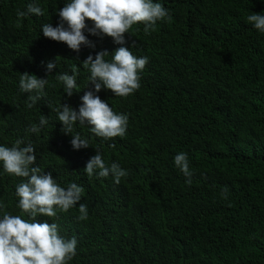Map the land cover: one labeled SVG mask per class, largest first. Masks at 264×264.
I'll return each mask as SVG.
<instances>
[{
	"label": "trees",
	"instance_id": "1",
	"mask_svg": "<svg viewBox=\"0 0 264 264\" xmlns=\"http://www.w3.org/2000/svg\"><path fill=\"white\" fill-rule=\"evenodd\" d=\"M30 2L0 0V145L23 137L36 148V164L61 186H83L78 204H87V220H77L79 205L54 219L36 218L77 238L70 264H264V33L246 22L253 12L264 14V0H154L169 10L171 23L158 22L150 35L134 25L123 45L149 57L141 87L126 98L97 93L128 115L127 133L104 140L77 122L74 132L93 145L80 150L49 104L78 110L94 90L82 61L121 45L85 29L96 47L77 53L42 32L46 23L59 24L67 0H37L44 15L19 20L17 9ZM56 59L48 76L46 63ZM72 65L80 91L69 97L55 75L72 74ZM25 71L49 78L45 98L32 108L19 90ZM41 115L48 124L40 134L26 131ZM96 147L106 165L128 171L120 184L111 176L88 179L84 168ZM180 152L188 154L191 185L175 167ZM20 181L0 165V200L27 219L17 207Z\"/></svg>",
	"mask_w": 264,
	"mask_h": 264
},
{
	"label": "clouds",
	"instance_id": "2",
	"mask_svg": "<svg viewBox=\"0 0 264 264\" xmlns=\"http://www.w3.org/2000/svg\"><path fill=\"white\" fill-rule=\"evenodd\" d=\"M29 15H44L37 0L28 3L26 10L17 9L19 20ZM58 15L59 24H44L43 35L66 44L77 53L82 46L96 47L85 35V29L92 35L111 37L116 44L121 45L114 52L101 50L95 56L89 54L82 61L83 68L90 73L88 84L91 83L94 90L84 93L78 110L68 104L56 107L49 104L63 125L61 131L72 136L70 143L75 150L93 146L86 137L74 132L77 122L79 125L87 124L91 133L104 140L125 137L128 115L114 111L97 93L107 89L114 96L126 98L139 90L140 73L149 63V57H138L129 47L123 46L127 43L126 34L134 35L133 26L142 24L143 32L150 35L157 30L158 22L171 23L169 10L154 0H67L64 7L58 9ZM88 21H91L92 27L88 26ZM246 22L260 33H264V14L253 12L246 17ZM109 55L111 59H105ZM56 67L57 59L46 63L48 76ZM71 72L72 74L58 72L55 75V79L63 85L69 97L74 91H80L77 84L79 68L72 65ZM47 85L49 78H41L27 71L21 73L19 90L29 94L26 104L28 108L45 98ZM47 124L48 116L41 115L39 123L31 124L26 131L39 135ZM96 149V154L88 160L84 168L88 179L91 180L94 176H111L114 183L120 184L121 180L129 175L128 171L117 162L106 165L100 149ZM36 162L35 146L31 142H25L23 137L17 138L12 146L0 145V165L3 172L21 178L15 192L18 197L17 207L28 217L26 219L23 215L11 214L6 210L5 202L0 200V264H70L77 255L78 240L75 236L65 238L60 234L56 222L41 223L36 218L45 216L54 219L58 217V210L67 213L79 205L77 220H87V204H78L83 197L84 188L75 182L69 183L67 187L61 186L51 172L46 173ZM174 164L188 178L186 183L191 185L193 171L188 154L180 152L175 155ZM221 195L227 199V188L222 190Z\"/></svg>",
	"mask_w": 264,
	"mask_h": 264
}]
</instances>
